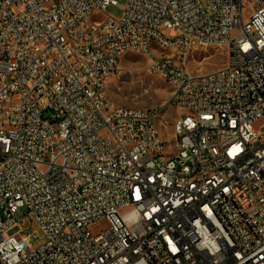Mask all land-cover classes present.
<instances>
[{"label": "built area", "instance_id": "1", "mask_svg": "<svg viewBox=\"0 0 264 264\" xmlns=\"http://www.w3.org/2000/svg\"><path fill=\"white\" fill-rule=\"evenodd\" d=\"M128 53L167 135L105 101ZM0 264H264V0H0Z\"/></svg>", "mask_w": 264, "mask_h": 264}, {"label": "rangeland", "instance_id": "2", "mask_svg": "<svg viewBox=\"0 0 264 264\" xmlns=\"http://www.w3.org/2000/svg\"><path fill=\"white\" fill-rule=\"evenodd\" d=\"M124 5L126 0H117ZM106 12L112 16L118 17L121 10L116 5L107 7ZM196 54L188 56V65L192 72H208L221 67L226 61V51L224 48H202ZM147 59L141 54L128 53L122 59V75L112 78L107 85V94L114 105L125 106L130 108L147 109L161 108L163 112L158 120L160 129L164 135L170 131L169 123L180 114V110L174 106H167L166 102L170 95V87L165 80L157 74L147 73L145 70ZM168 122L167 131L164 130V124ZM18 218L22 228L35 237H32L31 243L33 248L41 246L44 235L33 219L22 209L18 213ZM17 231V228L10 231V234Z\"/></svg>", "mask_w": 264, "mask_h": 264}, {"label": "bare ground", "instance_id": "3", "mask_svg": "<svg viewBox=\"0 0 264 264\" xmlns=\"http://www.w3.org/2000/svg\"><path fill=\"white\" fill-rule=\"evenodd\" d=\"M200 47H202V48H208V43H201V44H200ZM104 98H105V101L107 102L108 106H111V107H120V106H118V105H114V104L111 102V100H110V98H109V96H108L106 90H104ZM121 107H123L124 110H135V112H144V111H146V110H152V109H153V108L138 109V108L125 107V106H121ZM154 108H155V107H154Z\"/></svg>", "mask_w": 264, "mask_h": 264}, {"label": "snow or ice", "instance_id": "4", "mask_svg": "<svg viewBox=\"0 0 264 264\" xmlns=\"http://www.w3.org/2000/svg\"><path fill=\"white\" fill-rule=\"evenodd\" d=\"M246 48L248 47L247 45L245 46ZM240 149H239V146H237L234 151L232 153H230V155H234L235 152H238ZM139 198V197H138Z\"/></svg>", "mask_w": 264, "mask_h": 264}]
</instances>
